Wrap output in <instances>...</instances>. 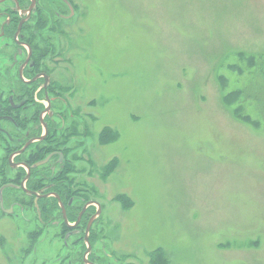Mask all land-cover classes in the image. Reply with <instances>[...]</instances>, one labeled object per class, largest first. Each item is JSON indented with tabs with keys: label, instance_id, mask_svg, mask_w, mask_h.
<instances>
[{
	"label": "rangeland",
	"instance_id": "374dc122",
	"mask_svg": "<svg viewBox=\"0 0 264 264\" xmlns=\"http://www.w3.org/2000/svg\"><path fill=\"white\" fill-rule=\"evenodd\" d=\"M79 3L63 94L92 112L114 248L126 264H264V0ZM5 220L0 264H19L10 235L33 225Z\"/></svg>",
	"mask_w": 264,
	"mask_h": 264
},
{
	"label": "flooded vegetation",
	"instance_id": "af4514ba",
	"mask_svg": "<svg viewBox=\"0 0 264 264\" xmlns=\"http://www.w3.org/2000/svg\"><path fill=\"white\" fill-rule=\"evenodd\" d=\"M79 4L0 0V222L16 216L24 230L33 225L10 235L19 264L45 241L58 246L39 264L127 262L103 219L105 198L89 182L92 112L63 94L67 32L77 27ZM4 234L0 243L8 244ZM21 234L26 242L17 243Z\"/></svg>",
	"mask_w": 264,
	"mask_h": 264
},
{
	"label": "trees",
	"instance_id": "16d2710c",
	"mask_svg": "<svg viewBox=\"0 0 264 264\" xmlns=\"http://www.w3.org/2000/svg\"><path fill=\"white\" fill-rule=\"evenodd\" d=\"M243 94V93H242ZM258 98V97H257ZM256 98V99H257ZM259 99V98H258ZM102 139L104 140V141H111V140H115V139H117V133L115 132V131H113V130H111V129H109V130H106L104 133H103V135H102ZM111 169V165H109V166H107V168H106V171H109Z\"/></svg>",
	"mask_w": 264,
	"mask_h": 264
}]
</instances>
